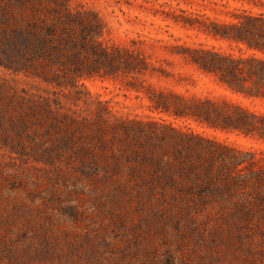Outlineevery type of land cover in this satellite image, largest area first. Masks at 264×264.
Returning <instances> with one entry per match:
<instances>
[{
  "label": "rangeland",
  "instance_id": "obj_1",
  "mask_svg": "<svg viewBox=\"0 0 264 264\" xmlns=\"http://www.w3.org/2000/svg\"><path fill=\"white\" fill-rule=\"evenodd\" d=\"M68 2L148 68L46 82L0 66V264H264V139L211 128L199 107L264 114V99L231 92L189 50L264 55L187 22L264 15V0ZM233 153L240 171L213 181Z\"/></svg>",
  "mask_w": 264,
  "mask_h": 264
},
{
  "label": "trees",
  "instance_id": "obj_2",
  "mask_svg": "<svg viewBox=\"0 0 264 264\" xmlns=\"http://www.w3.org/2000/svg\"><path fill=\"white\" fill-rule=\"evenodd\" d=\"M233 17L230 22H211L208 18L187 22L193 28L194 22H198V28L205 27L203 31L215 39L244 45L264 55V15L253 16L244 11ZM102 36L98 16L71 8L68 0H0V66L8 68L9 58L10 66L26 76L49 82L44 73L50 70L61 72L71 81L118 73L145 74L148 67L142 58L127 54L129 62L123 61L124 54L104 46ZM189 53L195 65L214 75L231 92L248 99H264L263 58H236L204 49ZM152 101L156 109L170 104L165 94L155 95ZM199 107L206 109L204 121L211 128L264 139V114L227 102H201ZM237 158L233 153L228 162L230 168L212 175L213 181L222 182L226 173L240 171L243 162ZM240 178L238 175L231 180Z\"/></svg>",
  "mask_w": 264,
  "mask_h": 264
}]
</instances>
